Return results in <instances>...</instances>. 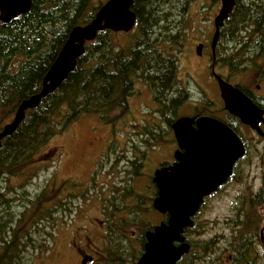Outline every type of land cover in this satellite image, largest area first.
<instances>
[{
	"label": "trees",
	"instance_id": "trees-1",
	"mask_svg": "<svg viewBox=\"0 0 264 264\" xmlns=\"http://www.w3.org/2000/svg\"><path fill=\"white\" fill-rule=\"evenodd\" d=\"M141 1L143 12L134 9L138 34H132L127 44H118L117 33L108 30L98 33L94 41L86 44L85 54L68 80L42 100L37 108L29 110L17 131L2 142L0 233L11 226L13 239L0 246V264H30L34 257L47 255L53 247V230L60 221L58 217L63 225L62 219L66 215L62 198L44 197L43 193L30 197L23 186L19 188L20 196L8 198L2 187L5 178L26 177L29 171L46 164L45 157L39 160L43 149L83 115H97L103 123L113 125L129 112L128 100L134 94L136 82L153 89L159 99L167 97L171 89L176 92L180 89V43L170 37L169 44L163 45L161 42L168 40L152 37L151 25L161 21L158 13L165 5H168L166 16L178 13L181 14L179 22H188L186 10L189 3L185 0H178V3L171 0ZM101 4L97 0H32L29 13L9 24H0V131L13 120L24 100L40 92L43 79L70 31L88 24ZM225 22L220 40H228L232 47L229 56L232 66L241 67L249 58L264 56V0H237ZM165 109L169 115L175 113L173 104ZM170 121L168 126H171ZM147 134L158 139L152 131ZM53 155L51 152L50 157ZM132 163V174L140 176L142 162ZM57 193L61 195V190ZM156 195L155 187L152 196ZM125 196L138 198L133 190H128ZM152 196L148 198V204L138 201L136 207L142 208V215L153 210ZM18 203L21 204L19 213L14 209ZM241 211L236 219L230 220L231 235L225 240L227 247L224 251L231 257L230 261L218 256L207 258L211 254H222L215 253L216 239L207 242L189 239L198 226L195 222L185 231L191 251L178 264H264V258L257 250L264 221V185L259 193L251 195L248 205ZM132 213L133 222L140 214ZM115 228L110 225L108 242L100 255L104 258L99 264H111L113 260L115 264L138 263L143 254L140 249L144 251V235L138 239L139 249L133 250L128 243L129 236L123 230V233H117ZM152 228L149 225L147 230ZM197 248L199 251L196 252ZM95 263L94 260L91 264Z\"/></svg>",
	"mask_w": 264,
	"mask_h": 264
},
{
	"label": "rangeland",
	"instance_id": "rangeland-1",
	"mask_svg": "<svg viewBox=\"0 0 264 264\" xmlns=\"http://www.w3.org/2000/svg\"><path fill=\"white\" fill-rule=\"evenodd\" d=\"M97 1L101 3L107 0ZM203 1L191 10V18L197 19L206 13L207 6ZM130 38L132 33H119L115 39L118 44H127ZM179 66L180 78L183 85L191 89L194 101L191 98L192 101L181 107L176 118L189 116L197 109L200 110L204 106L199 102L206 101L208 105L205 107L208 108L211 100L218 106L220 91L210 75L206 74L205 63L196 59L195 48L191 43L184 47ZM234 67L241 71L239 75L233 74L235 69L232 72L218 69L217 72L224 76L233 75L229 81L232 85L239 83L246 86L251 73L254 72L252 69L264 72V56L249 58L241 67ZM137 86L142 91H136V95L130 99V113L126 114L115 129L103 124L97 115H83L64 132L57 134L43 149L39 160L45 157V165L29 171L26 177L3 180L4 195L8 198L20 196L19 188L23 186L24 192L30 197L43 193L44 197H59L58 199H65L69 203V212L62 219L64 224L62 225L59 216L60 221L53 230L55 238L51 251L47 255L33 258L30 264H81L85 255L80 257L81 254L78 255L77 250L82 248L96 258L95 264H99L104 258L100 255L108 242L103 227L107 230L112 224L117 233L128 230V243L134 250L139 249L138 239L144 235L141 233H145L149 225L156 226L162 221L163 216L154 210L142 215V208L136 207V200L140 201V204H148V198L153 195L155 187L151 179L163 158L168 157V152L164 149L166 143L160 145V140L152 137L146 140L140 132H159L162 138L167 136V140L172 137L173 132L163 123L164 118L160 117L159 106L152 102V95L145 92L142 84ZM216 109L214 106L213 110ZM169 117L175 119L174 115ZM115 131L116 136L113 134ZM238 133L248 145L247 153L238 162L235 177L225 191L209 199L198 217L196 216L195 222L198 226L189 237L194 242H207L212 239L218 241L215 253L222 254H211L207 258H229L224 249L227 247L225 240L231 235L230 220L236 219L248 205L251 195L259 193L264 185L262 145L257 136L248 130L239 128ZM140 150L144 151L145 155L143 153L142 156ZM51 152L55 156L50 157ZM129 159L132 162H143L139 170L140 176L132 174L134 167ZM58 190H61V195H58ZM128 190H133L138 198L125 196ZM153 199L150 202L151 207ZM126 200H131L135 207L125 206ZM20 206L18 203L14 207L18 213L21 211ZM131 212L140 214L133 222ZM260 212L262 213V210ZM101 219L105 226L102 229L100 226L96 228ZM261 226L264 228V221ZM258 246L257 250L264 258V245L258 242ZM115 263V260L111 261V264Z\"/></svg>",
	"mask_w": 264,
	"mask_h": 264
},
{
	"label": "water",
	"instance_id": "water-1",
	"mask_svg": "<svg viewBox=\"0 0 264 264\" xmlns=\"http://www.w3.org/2000/svg\"><path fill=\"white\" fill-rule=\"evenodd\" d=\"M134 0H108L86 25L74 27L56 59L46 73L40 92L24 100L13 120L0 131L2 142L12 136L22 124L29 110L37 108L42 100L57 91L77 67L85 54L86 44L98 33L112 31L128 33L136 23L132 11ZM237 0H221V9L214 20L213 48L219 39L220 29L232 14ZM32 0H0V23L9 24L17 17L30 12ZM202 46L197 51L200 54ZM225 110L244 125L259 130L264 122L260 110L242 91L215 75ZM197 125V129L193 125ZM177 139L186 153L181 163L154 172L153 183L157 195L152 208L167 219L145 233L144 251L137 264H178L191 246L185 230L193 227V217L199 212L204 199L215 193L233 175L236 163L246 154L239 136L228 126L208 117L181 118L172 124ZM264 137V134H263ZM264 169V158H263ZM263 230L261 239L264 240ZM85 257L82 264L92 261Z\"/></svg>",
	"mask_w": 264,
	"mask_h": 264
},
{
	"label": "flooded vegetation",
	"instance_id": "flooded-vegetation-1",
	"mask_svg": "<svg viewBox=\"0 0 264 264\" xmlns=\"http://www.w3.org/2000/svg\"><path fill=\"white\" fill-rule=\"evenodd\" d=\"M171 1L173 3H178V0H171ZM185 1L187 2V4L189 3V6L187 7V10H186L188 12L187 15H186V19L188 20V22H186V23L179 22L181 14H178V13H176V14L170 13L169 16H166L165 9L168 7V5L162 6L160 8V12L158 13V16L160 17L161 21L160 22H154L151 25V27L153 29V32L151 33V36L152 37L158 36V37H161V38H164V39L168 40L166 42H161L163 45L169 44L170 37H174L175 38L174 40H178V42L180 43L179 46H181V53L179 54L180 58H181V55L183 54L184 47L187 46L188 43H191L193 45V47L195 48V57H196V59H200V61L205 63L204 70H205L206 74L210 75L211 79L214 80V82L216 83L217 87H218V83H217V81L215 79V75L220 76L224 81H226L227 83L230 84L229 81H230V79L232 78L233 75H231V76H226L225 75L224 76L223 74H219L217 72L218 69L227 70V71H231V72L234 71V69H235V71L233 73L234 75L235 74L239 75L241 73V71H239L234 66H232L230 61H229L230 52L232 51V48H230L231 45L229 44V41L228 40H223V41L220 40L221 31H222V28H224V26L226 25V22L224 23L223 27L220 29L219 39H218V41L216 43L215 49L213 48V38H214V34H215L214 20H215V17L217 16L219 10L221 9V0H204L203 4L207 6V8L205 9L206 13L204 15H202V16H199L197 19L195 17L191 18V10L201 0H185ZM134 2L135 3H133L132 11L135 13V10L140 11L141 6L143 5V2L141 0H137V1L134 0ZM101 3L104 4L105 2H101ZM158 9L159 8H156L155 10H158ZM141 11L143 12L142 9H141ZM180 12H182V11H180ZM172 15H174V17L172 18V21H171V16ZM164 19H170V21H165ZM136 22H137V14H136ZM136 25H137V23H135V26L133 27V29L130 32H128V33L121 32L120 34H131V33L132 34H138L136 32ZM117 34H119V33H117ZM199 46H202L200 54L197 51ZM245 70H242V71H245ZM252 71H254V72L251 73L250 80H249V82H248V84L246 86L242 85V84H239V83L237 85L233 84V86L238 88L240 91H242L260 110H262L264 112V91H263V88H264V72H261V71L257 72L254 69H252ZM178 78H179V87H180V89H177V92L174 91V89H171L169 91L171 94L169 93V95L167 97L165 96V97L159 99L156 96V92L153 89H151L150 87L144 85L141 82H136L135 83L134 94L132 95V97H134L136 95V91H142L141 88H137L138 84H142L143 85L142 88L145 90V92H147L148 94L150 93L152 95L151 96L152 102L156 103L159 106L158 109L160 110V117L164 118L163 123H166V125H167V122L172 120L171 126L169 125L170 126L169 127L170 130L173 132L172 137L170 139L167 140V136L162 138V135L159 132H153L152 131L154 133V135H156V138H158V140H160L159 141L160 145L166 143L165 147L164 146L163 147L168 152L167 153L168 157L167 158L166 157L163 158V160L158 165L157 169L169 168V167H172L175 164H180L181 163L180 159L186 153V148L183 147V143H181L177 139V137L175 136L174 131L172 129V124L175 121H177L178 119L185 118V117L195 118V119H198L200 117H208V118H212V119H215V120L223 123L224 125L228 126L230 129H232L239 136V138L242 140V142H243V144L245 146L246 153H247V146L248 145L245 142V140L243 139V136H241L238 133L239 128H242L243 130L246 129L252 135H256L257 136L258 140L260 141V144L262 145L263 151H264V137H263V134H264V122L260 121L258 123V125H257L259 130H260V132L258 130L252 129L250 126L242 124L239 119H237L234 116L230 115L225 110L224 103H223V101H222L220 96H219L220 103L218 104V106L215 105L211 100H210V102H211L210 106H208V108L205 107V106L208 105V103L206 101L199 102V103L202 104V106H204L200 110L197 109L193 114H191L189 116H183L181 118H176L179 110L181 109V107H183L186 103H188V102H190L192 100L194 101V99L192 97L191 89L190 88L188 89L187 87H185L183 85V82H182L183 80L180 78V66H179ZM204 92H206V91L204 90ZM172 93H174V94H172ZM132 97H130L129 100H128L129 113H130L129 101H130V99ZM191 98H192V100H191ZM196 103H198V102H196ZM171 104H173V106L175 107V113L173 114V112H171L170 115H174L175 119H171L169 117L170 115L167 113L168 109H165L167 105H171ZM213 105L217 107L216 110H213V108H214ZM125 116H123L120 119H118V121H116L113 125H108V126H110L111 128L115 129V127L118 126V123ZM263 119H264V116H263ZM103 124H105V123H103ZM105 125H107V124H105ZM193 128L197 129V125L194 124ZM160 131H161V129H160ZM147 133L148 132L145 133V131L144 132H142V131L140 132L141 135H144L146 137L145 138L146 140L151 137V136H148ZM113 134L116 136V131L113 132ZM145 139L143 141H145ZM152 149H154V148H152ZM140 152L142 153V156H143L144 151L140 150ZM144 155H145V153H144ZM263 158H264V152H263ZM242 159H240V160H242ZM240 160L238 162H240ZM262 161H263V159H262ZM129 162L132 163V160L129 159ZM238 162L236 163V165L233 168V175L230 177V179L224 185L219 187L218 190L215 193H213L212 195H210L209 197L204 199V203L201 205V208H200L199 212L193 218L194 222L197 219L198 214L200 213V211L203 209L204 205L207 203V201L209 199H211L212 197H214V196L222 194L225 191L226 187L229 185L231 180L235 177V174L237 172V166H238L237 164H238ZM142 166H143V162H142ZM154 171H156V170H154ZM153 177H154V175H153ZM153 177L151 179L152 183H153ZM153 185H154V183H153ZM61 202L64 204L65 213H68L69 212V208H68L69 203H67L65 199H62ZM137 202L138 201L136 200V206H137ZM52 203H55V202L53 201ZM124 205L127 206V207H129V206L135 207V205H133L131 200L124 201ZM128 212H130V210ZM156 213H158V212H156ZM131 214H133V213L131 212ZM164 220H165V216H163L162 221H164ZM99 222H100V224H98L96 226V228H98L100 226L101 229H102V227L105 226V223L103 222L102 219L99 220ZM122 224L124 226L127 225L125 223H122ZM154 227L155 226H153V228ZM122 228H120V229H122ZM153 228L151 230H153ZM103 229H104L103 233H106V237H108V234H109V231H110V226H108L107 230L104 227H103ZM263 229L264 228L261 226V230H263ZM6 230H7L6 232H1L0 233V246L4 245L5 243H9L13 239L11 226H8ZM151 230H147V231H151ZM261 230H260L259 242H260V244L262 243L264 245V240L261 239ZM130 231H132V230H130ZM128 232H129L128 230H124V233L127 234ZM134 232L135 231H133V233ZM263 232H264V230H263ZM144 237H145V234H144ZM88 246H89V248H91L90 245H88ZM257 248H259V246H257ZM77 252H78V255L81 254L80 257L82 255H85L82 258L81 264H82L83 259L85 257L91 256V255H89V252H87L83 248H82V250L78 249ZM91 257L93 258L92 261L87 263V264H91L94 260H96V258L94 256H91ZM230 260H231V257H229V261Z\"/></svg>",
	"mask_w": 264,
	"mask_h": 264
},
{
	"label": "bare ground",
	"instance_id": "bare-ground-1",
	"mask_svg": "<svg viewBox=\"0 0 264 264\" xmlns=\"http://www.w3.org/2000/svg\"><path fill=\"white\" fill-rule=\"evenodd\" d=\"M146 52H147V51H146ZM154 55H155V54H154ZM139 59H140V58H139ZM154 62H155V61H154ZM96 77H97V76H96ZM91 78H92V77H91ZM112 83H113V82H112ZM193 218H194V217H193ZM193 222H194V221H193ZM194 223H195V222H194ZM193 226H194V225H193ZM191 228H192V227H191ZM188 229H189V228H188ZM186 230H187V229H186ZM186 230H185V231H186ZM263 235H264V233H263ZM185 237H186V236H185ZM186 241L188 242L187 237H186ZM188 243H189V242H188ZM190 246H191V245H190ZM190 251H191V250H190ZM189 253H190V252H189ZM189 253H188V254H189ZM185 256H186V255H185Z\"/></svg>",
	"mask_w": 264,
	"mask_h": 264
}]
</instances>
